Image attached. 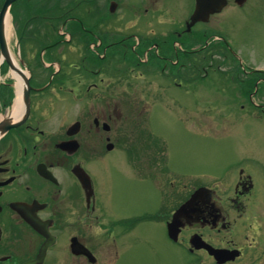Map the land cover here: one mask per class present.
Masks as SVG:
<instances>
[{"label":"flooded vegetation","instance_id":"af4514ba","mask_svg":"<svg viewBox=\"0 0 264 264\" xmlns=\"http://www.w3.org/2000/svg\"><path fill=\"white\" fill-rule=\"evenodd\" d=\"M263 1L226 0L218 12L194 21L196 0L14 2L23 20L16 42L21 68L0 64V264H133L139 221L158 219L166 230L177 207L201 187L171 168L165 139L155 143L161 136L145 119L155 108L199 105L185 99V89L214 83L216 76L235 85L241 107L264 114V70L244 65L243 51L223 37L248 8L263 10L252 4ZM151 75L170 82L171 98L142 97L149 90L137 81ZM145 136L148 142L140 144ZM232 157L225 177L210 185L211 197H201L180 218L175 241L199 257L212 258L190 247L194 233L213 247L239 251L224 264L251 251L264 257V199L254 215L245 214L264 160L241 152ZM233 173L224 197L218 181ZM139 184L149 191L140 201L158 205L138 210ZM172 187L180 189L175 205ZM238 221L250 233L242 242L225 236ZM201 229L216 234L218 244ZM255 259L248 264L260 263Z\"/></svg>","mask_w":264,"mask_h":264},{"label":"rangeland","instance_id":"374dc122","mask_svg":"<svg viewBox=\"0 0 264 264\" xmlns=\"http://www.w3.org/2000/svg\"><path fill=\"white\" fill-rule=\"evenodd\" d=\"M252 4H260L263 10L248 8L249 12L256 11V13L245 14L236 24L229 26L230 31L226 34L232 41H235L238 49L243 51L244 60L250 68L264 70V1ZM14 5L15 7L10 10L7 39L12 54L18 60L20 49L16 46V42H18L19 23L22 18L18 5ZM229 63L232 62L224 61L220 69L228 68ZM219 78L212 77L215 79L214 83L201 82L185 89V99L195 101L199 105H192V107L181 110L155 108L144 123L146 125L150 120L155 133L161 136L160 140L158 139L155 143L161 144L165 139L166 154L171 168L182 173L187 181H191L193 187L210 186L216 176L225 177L233 163L232 156L240 152L259 155L264 160V114L254 108L241 107L243 98L234 87L235 85L224 76ZM169 83L163 77L156 75L145 76V80L138 79L137 81V85L144 84L149 90L148 93H141L142 97L146 100H153L155 103L162 101V98L167 100L173 96L170 93L172 88ZM160 85H166L164 92L160 91ZM176 111L178 115H175ZM195 112L201 115V120L194 119ZM143 122L142 118H139V123ZM144 124L139 125V128L141 129ZM139 141L140 144L148 142L146 136L140 138ZM246 171L249 172L248 168ZM257 175L260 176L259 183L255 184L256 188L246 198L248 202H254V205L251 210L252 203L248 204L250 207L248 206L245 214L254 215V208L264 199V173L260 171ZM233 178H235V173L232 174L231 180L228 176L218 181L219 194L224 196L231 192ZM174 182L179 181L174 180ZM191 183L187 182V186ZM145 186L146 184H139L138 202L149 195ZM179 193L180 189L172 187L171 204L177 203L179 199L175 202L173 198ZM156 203V201H151L149 204L140 201L138 210L155 207L158 205ZM238 225L232 233L229 232L225 236L242 242L243 236L250 233L243 229L244 222L238 221ZM201 230L207 239L218 244L216 242L218 239L214 236L216 234L207 229ZM191 231L188 229L183 234L187 235ZM200 256L202 258L190 256L176 243L169 240L166 236L165 225L161 220L139 221L138 242L133 264H214L213 259L207 254L201 253ZM253 256L257 263L260 262L258 264H264V257L257 251L248 252L247 256L237 259L236 262L237 264H248V260H251Z\"/></svg>","mask_w":264,"mask_h":264},{"label":"water","instance_id":"95a60500","mask_svg":"<svg viewBox=\"0 0 264 264\" xmlns=\"http://www.w3.org/2000/svg\"><path fill=\"white\" fill-rule=\"evenodd\" d=\"M13 1L14 0H5L0 12V46H1V54L3 58L9 63L10 67L14 70H19V68L14 65L10 57V54L6 47L5 36H4V21H3L4 15L8 6ZM240 1H244V0H240ZM224 3L225 0H202V2L197 6L195 12L193 13V17H195L196 15L198 17H201V15L206 16L209 13L218 11L224 5ZM206 195H208L206 189L201 188L198 191H196L190 197V199H188L177 209V211L173 215L172 221L168 223V231L170 237L176 239L179 225H182L180 218L183 216H187L191 211H193L194 207L198 203V200L201 197L206 198L207 197ZM192 243H194L196 247H201V246L206 247L209 253L212 254L219 263H222L229 259H233L237 255L236 251H232L229 253L226 250L214 249L209 245L205 244L204 242L201 241L199 242V238L197 236H195L192 239Z\"/></svg>","mask_w":264,"mask_h":264},{"label":"bare ground","instance_id":"6f19581e","mask_svg":"<svg viewBox=\"0 0 264 264\" xmlns=\"http://www.w3.org/2000/svg\"><path fill=\"white\" fill-rule=\"evenodd\" d=\"M8 22H7V27H6V33H7V35H8ZM14 61V60H13ZM18 102V101H17ZM17 102H16V105H17Z\"/></svg>","mask_w":264,"mask_h":264}]
</instances>
